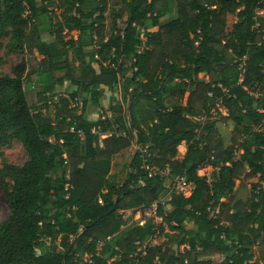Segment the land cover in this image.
<instances>
[{
	"label": "trees",
	"instance_id": "trees-1",
	"mask_svg": "<svg viewBox=\"0 0 264 264\" xmlns=\"http://www.w3.org/2000/svg\"><path fill=\"white\" fill-rule=\"evenodd\" d=\"M106 1L0 0V38L9 36L10 51L39 58L33 75L24 60L0 75V142L9 132L27 154L5 188L0 264H261L254 246L264 249V16L257 14L264 0H120L127 18L109 32ZM48 24L53 39L44 41L40 27ZM86 40L95 47L85 49ZM68 50L70 60L56 56ZM44 74L72 86L52 115L32 110L24 93L33 81L38 101L52 99ZM116 83L123 97L110 104V116L86 118L87 104L101 106V86ZM164 95L176 103L166 107ZM142 98L153 100V117L140 114ZM215 102L226 114L211 119ZM228 121L226 141L217 125ZM133 142L138 149L115 184L112 158ZM204 165L218 169L199 176ZM154 168L166 176L149 175ZM175 176L193 190L171 192L157 214L178 231L182 249L161 252L155 244L141 255L134 241L156 225L132 222L116 238L131 217L119 211L148 206ZM248 187L249 197L237 198Z\"/></svg>",
	"mask_w": 264,
	"mask_h": 264
},
{
	"label": "rangeland",
	"instance_id": "rangeland-1",
	"mask_svg": "<svg viewBox=\"0 0 264 264\" xmlns=\"http://www.w3.org/2000/svg\"><path fill=\"white\" fill-rule=\"evenodd\" d=\"M107 8L105 10V30L109 32V28L111 24L115 20V24L117 27H121L125 19L127 18V11L125 10V5L120 0H107ZM258 15L264 16V11H257ZM173 16V13L171 14ZM119 16V17H118ZM164 19V18H163ZM162 20V19H161ZM50 25H44L40 27L41 31V39L44 41H50L53 39V35L50 34ZM9 36H4L0 38V75L11 74V68L16 63L24 60L26 62V74L33 75L35 70L38 68L39 58L35 57L33 54H29L26 52L17 53L14 51H10L8 47ZM85 49L89 50L92 47H95V43L93 40H86ZM58 58L66 57L70 60L73 57V54L70 50L64 53H59L56 55ZM128 63L125 61V67ZM130 70L126 68V73H129ZM50 78L48 75L44 74L43 79L45 82L51 85V89H53L54 97L45 101H38L36 98V87L33 81H26L24 83V93L26 95L28 104L32 110L43 109V113L52 115L54 105L58 100L62 97L67 96V91L70 89L71 85L69 82H58L56 79ZM69 85V86H68ZM118 90H120V99L123 97V92L121 91V87L118 83L113 84L112 86H106L105 88H101L102 97L101 101L104 103L106 100L108 101L111 98L117 97L118 99ZM50 94L45 92L44 96L47 98ZM48 105V106H45ZM78 106H81V101L78 102ZM96 107L92 106L91 110L94 111ZM226 114L225 109L222 106H215L213 108L212 117L219 118L220 115ZM205 120H201L200 122H204ZM218 128L225 140L229 139L230 131L233 127V123L231 121L219 123ZM130 148V149H129ZM122 158H118V155L113 156L110 173L108 175V179L112 180L115 184H121L124 180L125 174L127 172V165H129V160L132 156V151L134 150V145L132 144L129 147ZM186 148V147H185ZM184 150L182 145L177 146V155L178 153H182ZM27 159V154L17 139L11 136L9 132L6 133V137L0 142V182L3 184L0 185V221L4 220L9 212V207L7 204L6 196H5V188L10 189L12 185V181L9 176V172L19 166H21ZM218 166L206 165L201 171L200 174L204 173L209 178L216 173ZM249 197V187L246 189H242L238 192L237 198L246 199ZM126 222L125 225L122 226V229L115 235L116 238L121 236L128 226L132 225ZM172 237H168L163 233H158L155 237V243L160 248L162 252L164 249H169L170 252L176 253L182 249V245H177L175 238L178 237V231L170 232ZM254 262L264 264V249L261 245L254 246Z\"/></svg>",
	"mask_w": 264,
	"mask_h": 264
},
{
	"label": "built area",
	"instance_id": "built-area-1",
	"mask_svg": "<svg viewBox=\"0 0 264 264\" xmlns=\"http://www.w3.org/2000/svg\"><path fill=\"white\" fill-rule=\"evenodd\" d=\"M207 95L210 97L212 94L209 91ZM215 106H219L217 102L214 103ZM213 112V107L210 109V113ZM110 116V112L108 110L99 109L98 110V119H105ZM205 116H201L199 118H195L197 121L204 120ZM264 128V125L262 126ZM198 131V130H197ZM104 136V135H102ZM198 138V136H197ZM206 165L201 166L197 170V174L199 176L206 175L204 173L200 174L199 171H201ZM151 174H157L160 176H166L167 172L164 169L160 168H154L149 172V175ZM166 191H164V194L161 195L158 199L151 202L148 206H139L134 210H120L119 213L121 214V217L123 220H127L130 217V221L133 222L136 225H142L147 221L148 219H152V221L155 223L154 232L143 242L140 240H135L134 244L136 245V252L139 251L142 254L145 253V249L150 246H154L155 243V237L158 233H170L171 231L168 229L167 225L162 222L161 217L157 214V208L159 205H163L167 200L170 199V193L175 192L179 194H183L185 196L189 195L194 187V184L186 179L185 176H175L169 181H165ZM161 227L162 230L159 228ZM156 258L153 262L155 264Z\"/></svg>",
	"mask_w": 264,
	"mask_h": 264
},
{
	"label": "crops",
	"instance_id": "crops-1",
	"mask_svg": "<svg viewBox=\"0 0 264 264\" xmlns=\"http://www.w3.org/2000/svg\"><path fill=\"white\" fill-rule=\"evenodd\" d=\"M92 0H86L85 2V6L86 7H90L92 5ZM166 18V17H165ZM197 77L200 79V80H203V81H206L207 80V74L205 72H200ZM69 86V85H68ZM102 88H105L106 86H101ZM72 88V86L70 87ZM131 88L128 89V91L130 90ZM118 99H120V90H118ZM117 100V97H114V98H111L109 99L108 101L106 100V102L104 103V101L102 102L101 101V106L100 107H96V109H94V111L91 110L92 106H90L89 104L86 105L85 107V110H84V115L86 118L88 119H92V120H95L97 119V115H98V110L100 108L104 109V110H107L108 107L110 106V104L114 101ZM128 102H129V96H128V99H127V102H126V113H128ZM176 103V99L173 97V96H170V95H164L163 96V104L166 106V107H170L172 106L173 104ZM138 108H139V111H140V114L144 117V118H151L153 117L154 115V112H155V104L153 103V100H150V99H140L139 102H138ZM206 118V117H205ZM204 118V120H205ZM134 145V150L132 151V155L135 153V151L138 149V145L135 144L134 142L132 143ZM179 145H182L184 150L182 151V153H178V157H182L185 150H186V146L184 144V142H182L181 144ZM130 149V148H129ZM127 149L119 152L118 154V158L120 157V159L122 158V155H124L125 151ZM132 157V156H131ZM131 159V158H130ZM130 161V160H129Z\"/></svg>",
	"mask_w": 264,
	"mask_h": 264
},
{
	"label": "water",
	"instance_id": "water-1",
	"mask_svg": "<svg viewBox=\"0 0 264 264\" xmlns=\"http://www.w3.org/2000/svg\"><path fill=\"white\" fill-rule=\"evenodd\" d=\"M128 105H129V102H128ZM116 202H117V201H115V203H114V207H113V208H115V206H116ZM113 208H112V209H113Z\"/></svg>",
	"mask_w": 264,
	"mask_h": 264
}]
</instances>
